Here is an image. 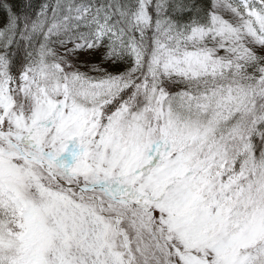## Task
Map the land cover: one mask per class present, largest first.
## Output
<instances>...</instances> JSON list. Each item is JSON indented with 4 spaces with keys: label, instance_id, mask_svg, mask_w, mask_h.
Wrapping results in <instances>:
<instances>
[{
    "label": "snow or ice",
    "instance_id": "snow-or-ice-1",
    "mask_svg": "<svg viewBox=\"0 0 264 264\" xmlns=\"http://www.w3.org/2000/svg\"><path fill=\"white\" fill-rule=\"evenodd\" d=\"M0 264H264V0H0Z\"/></svg>",
    "mask_w": 264,
    "mask_h": 264
}]
</instances>
